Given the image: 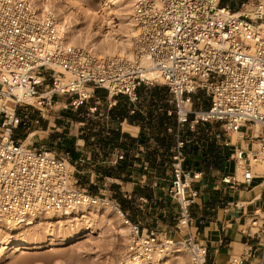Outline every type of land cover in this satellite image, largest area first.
I'll use <instances>...</instances> for the list:
<instances>
[{
  "label": "built area",
  "instance_id": "1",
  "mask_svg": "<svg viewBox=\"0 0 264 264\" xmlns=\"http://www.w3.org/2000/svg\"><path fill=\"white\" fill-rule=\"evenodd\" d=\"M131 18L137 28L131 54L106 55L67 45L55 18L39 16L28 0H0V225L18 223L38 211L75 214L97 198L70 171L69 151L57 155L14 138L19 127L28 128L27 107L50 106L54 98L58 102L65 96L77 109L91 98L90 92L80 91L87 87L104 89L108 99L124 96L134 103L141 86L157 83L147 77L154 68L158 84L169 93L163 103L172 109L166 115L173 114L176 121L175 132L167 130L175 143L166 189L177 207L175 231L186 232L197 195L192 187L199 179L183 169V127L194 132L215 124L218 129L207 135L221 141L243 131L240 138L248 139L250 148L234 152L233 159L242 161L240 172L235 167L222 183L249 185L259 177L264 187V0H240L232 6L222 0H133ZM199 93L207 97L204 109L193 105ZM88 110L93 113L95 107ZM259 164L262 171L255 169ZM112 207L130 227L122 264H142L174 241L161 240L156 230L130 223L119 206ZM247 230L260 256L254 261L233 256L230 264H264V204L252 213ZM181 242L188 264H207L205 243L189 234Z\"/></svg>",
  "mask_w": 264,
  "mask_h": 264
},
{
  "label": "crops",
  "instance_id": "2",
  "mask_svg": "<svg viewBox=\"0 0 264 264\" xmlns=\"http://www.w3.org/2000/svg\"><path fill=\"white\" fill-rule=\"evenodd\" d=\"M151 99L156 101V97L143 95L138 91V100L132 103V108L126 109L122 115H111L110 122L105 126L104 124L92 126L89 120L91 114L88 109L93 107L86 108L85 105L77 108L71 121L60 118L65 123L70 122L69 127L75 124L76 128L63 134L65 137L62 134H57L56 140L61 141L59 145L69 144L68 151L73 153L75 159L74 167L75 169L76 167L80 168L81 175L90 174L92 177L113 180L117 185L124 186L121 190V197L124 199L121 201L124 204L123 210L117 202L115 204L124 211L125 216H128L129 209L134 210L133 207L142 209L147 205L145 203L148 196L143 197L145 193L142 191L143 186L152 187L155 185L152 180L160 179L156 172L157 168L149 167L148 169L147 164H152L153 159L159 161L160 158L166 156L169 161L170 148L175 143L173 133L167 131L170 128L175 132V117L172 124L165 125L163 128L158 126L157 132H161V134L152 133L150 135L149 132L147 133L155 118L160 115L163 116V119L169 117H166V110L158 108L159 105L154 111L152 108L145 107V105H150ZM116 102L117 100H115ZM55 103H59V101ZM206 107H201V109ZM134 115L139 117L138 124L130 122ZM34 123L37 124L38 121L35 120ZM123 124L136 128V132L124 131ZM64 125L54 121L53 124L48 123V128L52 126L55 127L53 131L61 132L69 128ZM29 129L30 127L24 131V137L30 133L26 132ZM210 130L213 129L210 128ZM32 132L35 134L37 130ZM207 132L209 129H204L199 135L187 128L180 129V137L186 141L183 149L185 157L183 169L191 174H199V179L192 187L193 190H196L197 195L189 208L190 221L186 232L175 231L172 215L177 207L172 206L175 203L168 195L163 196L165 192L162 195L160 191L158 192L159 198L157 199L159 200L153 202L152 206L149 205L152 202L149 198V209L158 213V216L152 221L154 224L156 223L155 228L163 227L162 231L158 232L163 237L170 236L173 240H181L189 234L205 243L208 248L207 264H230L233 256H243L254 261L260 256L261 249L255 239L248 237V232L246 233L245 229H247L254 210L263 208L264 187L261 184V179L255 177L249 185L235 187L222 183V178L234 173V152L239 149L248 151L250 142L248 139L240 138L244 137L243 131L239 132L240 137L234 143L232 138L229 141H223V139L221 141L213 136L209 137ZM225 142L228 145H224ZM30 143L33 144V142ZM55 143L57 142L55 141ZM119 155H122V159H118ZM114 165L117 166L114 167ZM97 167L101 170H97ZM169 176L171 178V173ZM170 178H164L169 184L167 187H161V191H165L170 186ZM93 185L95 186V184ZM98 190L102 189L98 188ZM136 194L139 195L138 201L133 202ZM161 196L165 197L169 203L164 201ZM126 218L130 223L138 224L143 229L151 228L145 224L146 220L142 217L138 220ZM160 220L163 225L159 223Z\"/></svg>",
  "mask_w": 264,
  "mask_h": 264
},
{
  "label": "rangeland",
  "instance_id": "3",
  "mask_svg": "<svg viewBox=\"0 0 264 264\" xmlns=\"http://www.w3.org/2000/svg\"><path fill=\"white\" fill-rule=\"evenodd\" d=\"M239 1L240 0H222L223 3H228L231 6L233 4H239ZM61 5L64 6L63 4ZM67 5L69 8H64L65 12L77 14L79 16L78 19L80 23L78 27L81 28V31L94 33L95 31L97 32L98 29H107L106 23H103L106 18L103 15L105 14V11H111L113 14L112 22L114 25H116L114 29H121L122 27L119 24L122 18L118 20L115 17L116 12L121 11L120 8L109 7L104 2H102V0H93L92 2L83 3L82 5H76L75 3L71 2ZM53 13L56 16V19L59 21L60 17L57 15V11L53 9ZM160 82L161 80L158 79L157 83H155L153 86H141L138 91L143 95L156 97V101H152L153 99H151V103H149L150 105H145V107L152 108V110L154 111L156 106L159 105L158 108L160 107V109L168 111L172 109V107L165 105L163 102L166 98H168L169 93L166 87L158 84ZM81 91L85 93L90 92L91 94V98L88 100L87 104L83 105H85L86 108H96L93 113H90L91 116L89 117L92 126L97 124H104L105 126L106 123L110 122L111 115L119 116V114H124L126 109L132 108V103L128 100V98L124 96H117L108 100L107 92L104 89H95L93 91L82 89ZM112 99L117 100V102L115 103L116 105L108 107V105L112 103ZM55 102H57V98H54L52 100L50 106H37L36 103H34V106L27 107V113L29 115V122L27 125H29L28 127H30V129L26 132L28 133L37 130V132L30 139V142H33L34 146L45 145L47 149L55 152V154L63 155L64 152L68 151L69 144L66 143V146L59 145V142L61 141L56 140V136L57 134H62L63 136V134L69 133V130H74L76 128V125L72 124V127H69L70 122L65 123V121H62V119L60 118H63V120L69 119L71 121L74 114L77 112V109H74L70 105L69 100L65 96H61L59 98V103ZM207 104V97L204 96V94L199 93L195 96L193 104L194 108H203L206 107ZM63 106H66V108H63ZM160 112L162 113V111ZM57 117H59V119H57ZM35 120L38 121L37 124L34 123ZM54 121L63 123L65 124L64 126L69 128L67 130H62L61 132L53 131L55 127L51 126L48 128V123L53 124ZM152 122L153 123H151L147 133L149 132L150 135H152V133L161 134V132H157L158 126H160V128H163L165 125L167 126L168 124H172L174 122V115L172 114L168 117V119H163V116L160 115V117L158 116V118H155ZM210 128H212L213 131L218 129L217 125L210 124L198 126L193 133L201 135V132H203L204 129L210 130ZM255 128L258 131V128ZM183 129L186 128L183 127ZM123 130L135 133L137 129L128 125H124ZM24 131L25 129H21L19 127V129L15 132L16 134L14 138H18L23 141L28 136L27 135L26 137H24ZM232 135L233 134H231L230 136L232 137ZM222 139L224 141H229L228 136H223ZM55 141L57 143H55ZM71 158V165L75 166L73 153H71ZM233 160V168L235 172L237 162L235 159ZM71 165L69 169L74 173L75 179L78 184L86 189L87 192L91 195L97 196V201L104 200L111 206H113V204L117 202L120 205L121 209L124 208V204L121 202L122 200H124L121 197V190H123L122 188L124 186L117 185V183L113 180H104L101 177H92L90 176V174L81 175V173H79L80 168L76 167L75 169ZM115 166L117 165H114V167ZM147 166L148 169L149 167L157 168L156 172H158V177H160V179L152 180V182L155 183V185H153L152 187L149 186L146 188L145 186H143L144 188L142 189V191L145 192L143 194V197L146 198L148 196L145 203L147 205L142 209L136 207H133L134 210L129 209L128 216L126 217L132 220H138L140 219V217H142L146 220V225H149L152 229L160 233L163 227L160 226L158 228H155L156 223L154 224L152 221L158 216V213L157 211L149 209L148 203L151 199L152 202L149 203V205L152 206L153 202L159 200L157 199L159 198V191L161 192V195L164 194L163 192H165L163 196H167L166 190L161 191V187H167V185L169 184L168 181L165 180L167 178H170V176L168 177V175H170L171 173L169 169L168 157L166 156L165 158H160L159 161H155V159H153V163H148ZM97 170L100 171L101 169L97 167ZM99 180L101 181L100 183ZM93 184H95V186ZM98 188H101L102 190L99 191ZM136 195L137 196L133 199V202L138 201L139 195ZM162 199L169 203V201H167L165 197H162ZM172 206L175 207L176 204ZM122 212L124 214V211ZM77 213H70L69 215L62 214L64 218L61 219H55L45 214L39 215L31 220L33 221L31 225L22 226L21 229L15 231L7 230V226L0 225V264H122L124 254L126 252V245L130 235V228L129 231L127 230V236L124 238L118 231V225H120V227L123 226L122 222L123 220H125V217L123 218L122 216V218H118V216H116L113 212L99 207H88L87 212H83V214H85L87 218L81 220H73L72 222H70L72 218L78 217ZM176 213L177 210L174 212V215H172V221H174ZM83 214H81L80 216H82ZM164 219L166 220L167 217ZM64 221H67L65 225L66 229L62 227V230L61 224L64 223ZM159 223L163 225L162 220H160ZM245 230L247 233L248 230ZM68 233H77V235L75 236L76 238L65 240ZM19 235H25L30 245H28L25 249H21L15 252L11 249V243L16 241L20 237ZM46 236L50 239L48 242L41 243V247L38 249H32V246H34L35 243H40L41 241L45 240ZM159 237L160 239L163 238V236L161 235H159ZM166 238L169 239L170 236H167ZM173 242H180L182 244L181 246L182 248H184L182 249L180 246L182 251L180 252V254L176 255L181 257L179 260L182 262L181 264H188V253L184 244L180 239L174 240ZM176 255H173L169 252L165 253L163 256L164 260L160 261L159 264H178V260L174 258ZM157 258L158 257L154 258L153 260H156Z\"/></svg>",
  "mask_w": 264,
  "mask_h": 264
},
{
  "label": "bare ground",
  "instance_id": "4",
  "mask_svg": "<svg viewBox=\"0 0 264 264\" xmlns=\"http://www.w3.org/2000/svg\"><path fill=\"white\" fill-rule=\"evenodd\" d=\"M92 1L93 0H65V1L63 0H30L29 2L32 4L34 9L37 11L39 16L44 17L45 15L50 14L55 18L56 25L61 31V36L65 40V43L67 45L79 46V47L91 50L92 52L94 51L96 53L106 54V55H113L117 53L131 54L133 40L135 36L137 35V28L135 27V24L131 18L133 0H102V2H104L109 7L120 8L121 11L120 12L117 11L115 14L116 15L115 17L118 20L122 18V20H120L119 22L120 26L122 27L121 29H114L116 25H114L112 22L113 14L111 11H107V12L105 11V14L103 13L102 14L104 15V17H106L103 23H106L107 29H103V30L98 29L101 31L97 30V32L95 31L94 33L81 31V28L78 27L80 23L78 19L79 16L77 14L67 13L65 12V9H64V8H69L67 4L71 2L75 3L76 5H82L83 3H88ZM61 4H63L64 6H62ZM53 9L57 11V15L60 17L59 21L56 19V16L53 13ZM147 77L149 79L152 78L155 80H158L160 78L159 72L155 68L150 69L148 71ZM85 90H91V88L87 87L85 88ZM32 101L33 99L28 100V102H32ZM114 103H115V100L112 99L111 104H114ZM10 105L11 103L8 102L7 106L10 107ZM124 125L127 126L126 124H123V126ZM33 135H34V132H30L28 136L23 141H21L22 144L23 145L29 144L30 139ZM238 137H240V133H233L231 137L232 142L234 143ZM241 165H242V161L240 160L236 164L237 173L240 172ZM255 169L262 171L263 166L259 164L256 166ZM88 207H91V208L99 207V208L108 210L110 212H113L116 216H118V218H122L121 212L113 208L108 202H105L104 200L103 201L95 200L89 205L82 206L81 209L77 210L75 213L78 212L77 213L78 217L72 218L70 222H72L73 220H81V219L87 218V216L83 214V212H87ZM65 213L66 212L38 211L31 218L24 219L18 223L7 225V230L15 231V230L21 229L22 226L31 225L33 223V221L31 220L34 219V217H37L39 215L45 214L55 219H61V218H64L62 214L66 215ZM81 214L83 215L80 216ZM64 223L61 224L62 230L63 228L66 229L65 225L67 221H64ZM122 224L123 226L121 227L120 225H118L119 227L118 231L121 234V236L125 238L127 236V230L129 231L130 227H129L128 222H126L125 220H123ZM76 235L77 233H74V234L68 233L67 238L65 240L74 239L76 238L75 237ZM19 236L20 237L16 241L11 243V249L15 252L21 249H25L27 248L28 245H30L25 235H19ZM47 236H51V235H47ZM47 236L45 237V240L41 241L40 243H35L34 246H32V249H38L41 247L40 245L41 243L48 242L50 239ZM181 245L182 244L180 242H176V243L172 242L170 244H166L161 253H157V252L153 253V255L150 256V259L148 261H144L142 264H159L160 261L164 260L163 256L167 252L172 253L173 255L180 254V252L184 248V247L182 248ZM180 246L182 249L180 248ZM156 257L158 258L156 260H153ZM174 258L178 260V264L182 263L181 261H179L181 258L180 256L176 255Z\"/></svg>",
  "mask_w": 264,
  "mask_h": 264
},
{
  "label": "trees",
  "instance_id": "5",
  "mask_svg": "<svg viewBox=\"0 0 264 264\" xmlns=\"http://www.w3.org/2000/svg\"><path fill=\"white\" fill-rule=\"evenodd\" d=\"M222 4H223V2H222ZM130 122L135 123V124H138L139 123V117L137 115H134L131 118Z\"/></svg>",
  "mask_w": 264,
  "mask_h": 264
}]
</instances>
